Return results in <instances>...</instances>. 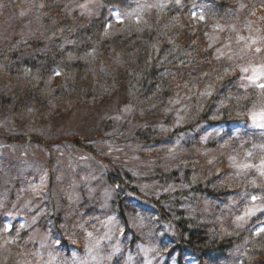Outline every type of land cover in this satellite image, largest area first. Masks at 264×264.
<instances>
[{"label":"clouds","instance_id":"9594fccd","mask_svg":"<svg viewBox=\"0 0 264 264\" xmlns=\"http://www.w3.org/2000/svg\"><path fill=\"white\" fill-rule=\"evenodd\" d=\"M0 264H264V0H0Z\"/></svg>","mask_w":264,"mask_h":264}]
</instances>
